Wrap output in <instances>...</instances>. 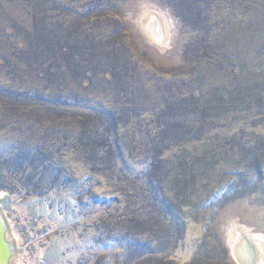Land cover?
I'll list each match as a JSON object with an SVG mask.
<instances>
[{
  "label": "rangeland",
  "instance_id": "374dc122",
  "mask_svg": "<svg viewBox=\"0 0 264 264\" xmlns=\"http://www.w3.org/2000/svg\"><path fill=\"white\" fill-rule=\"evenodd\" d=\"M0 196L11 264H241L264 0H0Z\"/></svg>",
  "mask_w": 264,
  "mask_h": 264
},
{
  "label": "bare ground",
  "instance_id": "6f19581e",
  "mask_svg": "<svg viewBox=\"0 0 264 264\" xmlns=\"http://www.w3.org/2000/svg\"><path fill=\"white\" fill-rule=\"evenodd\" d=\"M163 22H165V19L163 20L159 15H157L153 22L151 21L149 24V32L156 40L165 43L169 40L170 36L168 37L169 32H166ZM230 240L233 255L239 263H264V239L261 235H254L244 228H235Z\"/></svg>",
  "mask_w": 264,
  "mask_h": 264
},
{
  "label": "water",
  "instance_id": "95a60500",
  "mask_svg": "<svg viewBox=\"0 0 264 264\" xmlns=\"http://www.w3.org/2000/svg\"><path fill=\"white\" fill-rule=\"evenodd\" d=\"M7 219L0 208V264H11L15 252V244L8 237Z\"/></svg>",
  "mask_w": 264,
  "mask_h": 264
}]
</instances>
